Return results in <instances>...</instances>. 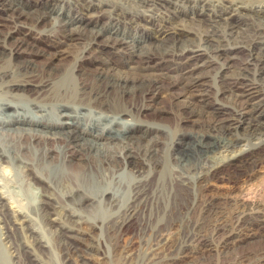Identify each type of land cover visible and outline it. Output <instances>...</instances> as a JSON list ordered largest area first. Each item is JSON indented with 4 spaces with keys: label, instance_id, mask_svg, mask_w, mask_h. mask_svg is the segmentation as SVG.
<instances>
[{
    "label": "bare ground",
    "instance_id": "obj_1",
    "mask_svg": "<svg viewBox=\"0 0 264 264\" xmlns=\"http://www.w3.org/2000/svg\"><path fill=\"white\" fill-rule=\"evenodd\" d=\"M260 168L264 0H0V264H52L39 250L56 245L63 264H89L94 231L108 251L88 248L111 257L106 237L121 238L145 206H184L191 220L199 190ZM179 191L189 200L177 204ZM231 200L202 211L219 245H252L225 264H264V206ZM213 243L196 232L173 248L164 236L145 259H120L171 264Z\"/></svg>",
    "mask_w": 264,
    "mask_h": 264
},
{
    "label": "rangeland",
    "instance_id": "obj_2",
    "mask_svg": "<svg viewBox=\"0 0 264 264\" xmlns=\"http://www.w3.org/2000/svg\"><path fill=\"white\" fill-rule=\"evenodd\" d=\"M39 44L40 46L41 45L43 46L42 43ZM18 57H19L18 59L20 60H24L25 58L24 55H19ZM38 58H39V63L37 64V67L41 69L44 65L45 60L44 57L41 56H38ZM168 101H169L168 99H163L162 103L165 105H169L170 102ZM173 120L174 119H171V123L174 122ZM20 180H22L23 185L25 186L27 192H30L31 188H29V184L31 180L28 177H25ZM16 181L18 180L8 179L6 182L9 184V186L14 187L19 184L16 183ZM230 185L227 182L214 180L212 181V184L209 189L203 191L199 190L197 195V205L191 220L187 218L185 214L184 206H178V205L145 206V208L141 210V213L138 215L136 225L132 226L128 232H126L123 236H121V238H119L116 241L113 237L110 236L106 237L107 245L109 247V253L111 254V257L108 256L107 258H104L92 248L91 249L90 247L88 248L89 245L97 244L100 240H101L100 241L101 244L103 245V248L104 249L107 248L106 243L103 242L101 237L103 235L102 232L94 231L92 235L89 236L87 235L86 237L87 239H85L86 242L83 243L84 249H86V251L88 250L89 264H125L123 261H121L120 258L122 254L124 256H127L130 253H133V256L135 257L133 261L135 262L141 261L145 257V253L150 251L151 247L155 245L162 237L164 236L168 237L170 245L173 248H176L185 237H187L191 233H196V232L201 233L210 240L213 239L214 240V243L212 244L213 247L206 245L205 246L198 245L192 247L191 249L188 250L187 253H184V255H181L173 259V261H171V264H225L227 261H230L232 258H237L238 256L242 255V252L244 253L245 251L250 249V247L252 248V245L250 244L248 245L250 246L249 248L248 246H245L246 248L243 247L237 251H233L234 247L232 245H230L231 246L230 248L227 247V249L224 248V246L222 247L221 245H219L220 244L219 237L217 238L216 237L217 235L215 236L214 232H212L213 224L215 222L214 221L215 216L213 215L214 216L213 217V216L204 215L203 209L206 203L215 201L216 199L218 206H222V207L227 206V208L226 207L225 208L227 210H230L235 206L232 204L234 201L231 200L232 197H234L237 200V205L240 206H245V205L264 206V168H260L255 173L252 180L246 182L244 179H242L239 181L238 184H236V186H230ZM179 192L180 193L178 194L176 200L177 204H179V201L180 202L187 201L189 200V197H191L190 193L182 192V191ZM63 207H64L63 209L64 214H66V212L75 211V209L82 210L81 206H63ZM30 208L28 209L30 214L33 215V217L35 219L37 218L38 220V221L37 220L34 221L33 226L34 227L36 226V228H38L39 230L42 231L45 230L46 233L45 231H43L44 237L51 240L52 239L51 234L50 231L48 230V224L46 223L45 219L39 215V213L37 212L36 209H34V207L31 206ZM103 212H105V210H100L99 213L102 214ZM226 215L229 216V213ZM86 229L89 232H91L90 227L89 229L88 227H86ZM14 237L19 241L23 239L22 234L18 231L14 232ZM54 245L56 244L54 243ZM254 247H257V245H254ZM161 249L162 247L160 248V250ZM39 251H40L39 253L41 254L40 257H42L45 260H48L49 262H52V264H63L61 258V249L57 245L56 248L54 247L52 249H46L44 251L40 249ZM226 251L229 252V253L227 252L228 253L227 256H226ZM237 253L239 255H237ZM250 257L249 258L252 259V257H254V254ZM238 259H240L242 263L239 260L236 264H243V262H245L244 264H247L249 261L246 257L244 258L243 256H241ZM25 261L26 264H34V262H32V260L26 255H25Z\"/></svg>",
    "mask_w": 264,
    "mask_h": 264
}]
</instances>
